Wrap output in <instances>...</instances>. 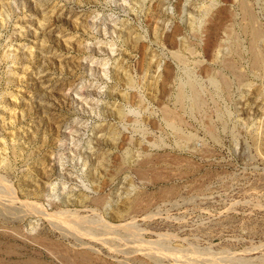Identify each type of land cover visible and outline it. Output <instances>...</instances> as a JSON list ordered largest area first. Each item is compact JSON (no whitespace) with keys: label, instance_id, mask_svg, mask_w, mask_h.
Masks as SVG:
<instances>
[{"label":"rangeland","instance_id":"374dc122","mask_svg":"<svg viewBox=\"0 0 264 264\" xmlns=\"http://www.w3.org/2000/svg\"><path fill=\"white\" fill-rule=\"evenodd\" d=\"M253 25L264 0H0V264H264Z\"/></svg>","mask_w":264,"mask_h":264},{"label":"bare ground","instance_id":"6f19581e","mask_svg":"<svg viewBox=\"0 0 264 264\" xmlns=\"http://www.w3.org/2000/svg\"><path fill=\"white\" fill-rule=\"evenodd\" d=\"M185 8H186V7H185ZM249 11H250V10H249ZM202 17H203V16H202ZM253 20H254V19H253ZM253 20H252V18H250V19H249L250 23H253ZM203 21H205V20H203ZM247 21H248V20H247ZM201 22H202V21H201ZM255 22H256V21H255ZM202 23H203V22H202ZM200 24H201V23H200ZM202 25H203V24H202ZM246 25H247V23H246ZM251 26H252V25H251ZM253 26H254V25H253ZM110 28L112 29V32H113V33L116 32V29H117L116 27H112V26H110ZM252 29H253V30H252V32H251V40H252V41H251V44H252V48H251V50L256 52V50H258V49H257V43H256V42H257L258 40H260L264 34L261 35V31H260L261 29L259 30V28H257V26H256V27H255V26L252 27ZM200 30H201V29H200ZM262 33H263V32H262ZM231 37H232V36H231ZM260 43H261V42H260ZM260 43H259V44H260ZM262 45H263V44H262ZM258 51H259V50H258ZM255 52H253V54H254ZM13 54H14V53H13ZM177 54H178V53H177ZM258 54H260V53H258ZM174 55H175V54H174ZM175 56H176V55H175ZM257 57H258V56H257ZM260 58H261V57H260ZM255 59H256V58H255ZM257 59H258V58H257ZM258 61H259V60H258ZM255 62H256V61H255ZM259 62H260V61H259ZM255 64H256V63H255ZM255 64H254V65H255ZM260 65H261V64H260ZM257 67H258V66H257ZM258 68H259V67H258ZM262 68H263V67H262ZM250 85H251V84H250ZM182 95H183V94H182ZM180 96H181V95H180ZM179 98L181 99V97H179ZM180 99H179V101H180ZM192 102H193V99H192ZM167 114H168V113H164L165 117L168 119V116H169V115L167 116ZM167 119H166V120H167ZM170 126L173 127L174 124L171 123ZM174 127H175V126H174ZM177 128H178V127H177ZM173 129H174V128H173ZM175 130H176V129H175ZM176 137H177V136H176ZM162 147H163V146H162ZM161 149H162V148H161ZM147 158H148V157L143 158L144 160L139 161V162L136 164V166H135V167H136V168H135V171L138 173L139 178H141L140 180H142V177H143V175H144V171H143L144 168H147V167H148V169H150L149 167H151V170H152L151 162L149 161L150 159L148 160ZM151 170H149V171H151ZM146 171H148V170H146ZM135 174H136V173H135ZM145 176H146V175H145ZM154 177H155V176H154ZM150 183H151V181H150ZM153 184H154V182H153ZM136 195H137V194H136ZM136 195H135V196H136ZM129 196H130V195H129ZM136 197H137V196H136ZM130 198H132V201H133V203H132L131 201H129V202L132 203V206H130V207H132L133 210H135V209L138 207V205H139L138 203H139L140 201L138 200L139 202L135 203L137 199L133 200V199H134V196H133V197H130ZM146 201H147V200H146ZM11 202H12V201H11ZM7 203H8V202H7ZM102 203H103V202H102ZM102 203H101V204H102ZM0 204H1V206H2L1 200H0ZM133 204H134V205H133ZM135 204H138L137 207H136ZM9 205H10V203H9ZM11 205H12V204H11ZM104 205H105V204H104ZM140 205H141V204H140ZM7 206H8V205H7ZM133 206H134V207H133ZM27 207H28V206H27ZM135 207H136V208H135ZM140 207H141V206H140ZM4 208H5V207H4ZM132 208H131V209H132ZM134 208H135V209H134ZM28 210H29V209H28ZM31 211H32V210H31ZM130 212H131V211H130ZM130 212H129V213H130ZM33 213H34V212H33ZM28 216H29V215H28ZM113 216H114V215H113ZM115 217H118V216H115ZM21 218H22V217H21ZM16 220H17V219H16ZM24 221H25V220H24ZM15 222H16V221H15ZM34 227H35V226H34ZM34 227H32V229H33ZM35 228H36V227H35ZM35 228H34V229H35ZM13 229H14V228H12V230H13ZM32 229H30V230L32 231ZM34 229H33V230H34ZM12 230H10V231H12ZM30 230H29V232H30ZM34 231H35V230H34ZM13 232H14V231H13ZM17 233H19V232H17ZM20 233H21V232H20ZM26 233H27V232H26ZM11 234H12V233H11ZM4 235H5V234H4ZM7 235H8V234H7ZM19 235H20V234H19ZM26 235H27V234H26ZM29 235H30V233H29ZM29 235H28V237H29ZM23 237H24V236H23ZM28 237H27V238H28ZM32 237H33V236H32ZM33 238H34V237H33ZM33 238H32V239H33ZM38 239H39V238H38ZM25 241H26V240H25ZM28 241H30V240H28ZM32 241H33V240H32ZM37 241L39 242V240H37ZM37 241L34 240V243L36 242V244H37ZM43 241H44V240H43ZM38 244H39V243H38ZM40 244L42 245V243H40ZM1 246H2V245H1ZM83 246H85V245H83ZM51 251H52V250H51ZM57 251H58V250H57ZM3 252H4V251H3ZM8 252H9V251H7V253H8ZM7 253H6V254H7ZM0 254H1V253H0ZM80 254H81V253H80ZM9 255H10V254H9ZM63 255H64V254H63ZM77 255H79V253H78ZM81 255H82V256H81ZM81 255H80L79 258L76 259V260H78V262H80V263H85V262L87 263V260H89V259H87V258L85 257L87 254H86L85 256H83V254H81ZM60 256H61V255H60ZM57 257H58V256H57ZM62 257H63V256H62ZM68 259H69V258H68ZM72 259H73V258H72ZM37 260H38V259H37ZM66 260H67V259H66ZM66 260H65V262H66ZM1 261H2V260H1ZM67 261H68V260H67ZM69 262H70V261H69ZM88 262H89V261H88ZM66 263H67V262H66ZM66 263H65V264H66ZM67 264H69V263H67Z\"/></svg>","mask_w":264,"mask_h":264}]
</instances>
